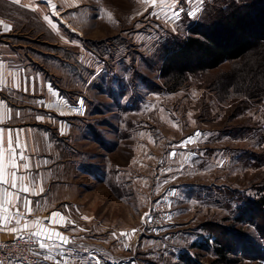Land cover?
<instances>
[{
    "label": "rangeland",
    "instance_id": "obj_1",
    "mask_svg": "<svg viewBox=\"0 0 264 264\" xmlns=\"http://www.w3.org/2000/svg\"><path fill=\"white\" fill-rule=\"evenodd\" d=\"M252 1L56 0L84 58L59 84L92 102L94 154L108 139V184L83 197L92 231L76 264H211L219 242V264H264V43L214 68L163 69L193 25Z\"/></svg>",
    "mask_w": 264,
    "mask_h": 264
},
{
    "label": "crops",
    "instance_id": "obj_2",
    "mask_svg": "<svg viewBox=\"0 0 264 264\" xmlns=\"http://www.w3.org/2000/svg\"><path fill=\"white\" fill-rule=\"evenodd\" d=\"M53 4L56 5V0L51 3L48 0H20L19 4L0 0V65L3 66L0 75L4 81L0 84V129L4 130L3 147L7 149L11 132L15 148L16 134L19 133L20 145L28 160H20L17 149V164L28 163L30 168L20 167L17 174L37 178V191L43 188L39 194H30L33 185L29 179L25 180L29 193H20V196L31 202V212L23 207L22 199L15 205H7L8 213L20 211L24 218L19 225L13 218L6 227H2L4 222L0 221V243L20 236L30 238V234L38 229L24 228L29 221H43L38 226L40 229L58 232L68 238V243L61 248L54 247L49 253L42 251L37 238L31 236L37 244L35 255L40 263L0 261V264H76L77 252L88 251L80 243H86L92 231V212L83 204V197L94 183L108 184L103 174L104 167L108 166V139L101 131L96 141L105 149L94 154L92 125L86 116L93 110L92 102L77 103L59 84L66 77L62 79L56 72L72 76V69L84 66L83 55L78 56L76 52L81 50V46L76 48V45L83 44L77 36L70 37L77 32L70 30L64 22L69 5L62 4L58 11L51 7ZM5 25H9L10 30L5 31ZM56 44L66 54L56 55ZM67 56L77 60L68 61ZM77 73L81 75L80 71ZM96 110L103 112L101 106ZM97 158H100L99 163ZM57 212L60 216L50 220L49 217ZM11 228L18 231L13 233ZM46 243L52 244L53 241ZM60 251L65 253L63 258ZM48 255L53 259L46 260L44 257Z\"/></svg>",
    "mask_w": 264,
    "mask_h": 264
},
{
    "label": "trees",
    "instance_id": "obj_3",
    "mask_svg": "<svg viewBox=\"0 0 264 264\" xmlns=\"http://www.w3.org/2000/svg\"><path fill=\"white\" fill-rule=\"evenodd\" d=\"M259 43H264V0L234 6L206 24L193 25L186 38L168 49L163 69H175L182 76L193 67L214 68L224 61L242 58ZM256 202L264 207V195ZM219 244L218 258L211 264L229 260L228 248L222 242Z\"/></svg>",
    "mask_w": 264,
    "mask_h": 264
},
{
    "label": "snow or ice",
    "instance_id": "obj_4",
    "mask_svg": "<svg viewBox=\"0 0 264 264\" xmlns=\"http://www.w3.org/2000/svg\"><path fill=\"white\" fill-rule=\"evenodd\" d=\"M13 3L19 4L20 0H12ZM49 3H51V0H48ZM163 2V0H161ZM152 3L155 5L156 0H152ZM53 9L56 8V5H51ZM182 11L181 9L174 8L172 18L176 19L179 16V12ZM156 15H159V13H156ZM189 15L195 16V13H189ZM47 20L48 17H45ZM2 23V22H0ZM53 28L56 27V25H52ZM10 30L9 25H5V31ZM3 66L0 65V68ZM15 75V74H14ZM4 83L2 75H0V84ZM19 85H17L18 87ZM82 104V101H81ZM80 114H83L82 111ZM3 129H0V221H3L2 227H6L8 223L11 222V220L14 218L16 221V224L19 225L20 221L24 218V213H21L20 211H16L14 213H8L7 212V205L13 204L19 200L22 199L23 207L25 209H28L29 213L31 212L30 208V201L27 200L26 197L21 198L20 193H29V187L25 186L24 182L26 179H29V177H25L22 175H18V170L20 167H22L25 170H28L30 168V165L28 163H23L22 165L17 164V149H19V156L18 158L20 160L27 161L28 157L24 155V148L20 145V139H19V133L16 134V147H13V139H12V133L9 132L8 134V140H7V149L5 150L3 147ZM201 133H196L193 137H189L187 140H185L183 143L187 144L197 137L201 136ZM5 152L7 153V156L5 157ZM37 178L33 177L29 179V182L33 185L32 192L30 194H39L40 192H43V188H39V192L36 188V181ZM19 182V184H18ZM11 189L12 191H9ZM60 213H53L51 217H49L50 220H52L54 217H59ZM54 222V221H53ZM43 221H29L26 222L24 225V228H28L29 226L37 227V231L30 234L31 236H35L37 238V242L39 243V247L42 251H47L51 253L53 251V248H61L63 244L68 243V238L66 236L60 235L58 232H49L47 229H40L38 226L42 224ZM11 232L15 233L18 231L17 228H11ZM135 230H133L134 232ZM122 235H127L126 233H123ZM23 238V237H20ZM46 241H53L52 244L46 243ZM56 241H59V243H55ZM59 255L61 258L65 256V253L63 251L59 252ZM46 260H51L53 257L51 255L44 257ZM67 264V262H65Z\"/></svg>",
    "mask_w": 264,
    "mask_h": 264
},
{
    "label": "built area",
    "instance_id": "obj_5",
    "mask_svg": "<svg viewBox=\"0 0 264 264\" xmlns=\"http://www.w3.org/2000/svg\"><path fill=\"white\" fill-rule=\"evenodd\" d=\"M161 216H156L155 221H160ZM5 240L0 243V261L39 262L35 255L37 244L27 236H21Z\"/></svg>",
    "mask_w": 264,
    "mask_h": 264
}]
</instances>
